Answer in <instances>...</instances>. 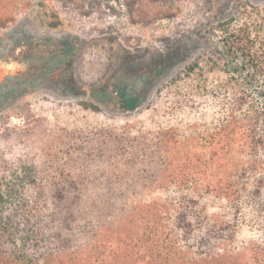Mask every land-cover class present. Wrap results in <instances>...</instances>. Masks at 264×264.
<instances>
[{
	"label": "trees",
	"instance_id": "obj_1",
	"mask_svg": "<svg viewBox=\"0 0 264 264\" xmlns=\"http://www.w3.org/2000/svg\"><path fill=\"white\" fill-rule=\"evenodd\" d=\"M209 42L137 117L31 164L0 157V264H264V5Z\"/></svg>",
	"mask_w": 264,
	"mask_h": 264
},
{
	"label": "rangeland",
	"instance_id": "obj_2",
	"mask_svg": "<svg viewBox=\"0 0 264 264\" xmlns=\"http://www.w3.org/2000/svg\"><path fill=\"white\" fill-rule=\"evenodd\" d=\"M243 4L264 0H0L1 159L31 164L71 130L137 117ZM102 88L136 107L101 102Z\"/></svg>",
	"mask_w": 264,
	"mask_h": 264
}]
</instances>
